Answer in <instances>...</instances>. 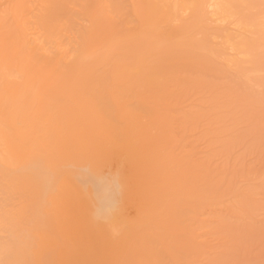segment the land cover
<instances>
[{"label":"rangeland","instance_id":"rangeland-1","mask_svg":"<svg viewBox=\"0 0 264 264\" xmlns=\"http://www.w3.org/2000/svg\"><path fill=\"white\" fill-rule=\"evenodd\" d=\"M0 264H264V0H0Z\"/></svg>","mask_w":264,"mask_h":264},{"label":"bare ground","instance_id":"bare-ground-1","mask_svg":"<svg viewBox=\"0 0 264 264\" xmlns=\"http://www.w3.org/2000/svg\"><path fill=\"white\" fill-rule=\"evenodd\" d=\"M67 53V52H66ZM67 55V54H66ZM101 182V181H100ZM96 183H98V182H96ZM105 184V183H104ZM93 186V185H92ZM100 188V187H99ZM106 189H108V187L106 188ZM98 190V189H97ZM106 192H107V190H106ZM115 193V192H114ZM105 197V196H104ZM109 197V196H108ZM106 198H107V195H106ZM97 205V204H96ZM100 206V205H99ZM105 208H107V207H105ZM102 210V209H101Z\"/></svg>","mask_w":264,"mask_h":264}]
</instances>
